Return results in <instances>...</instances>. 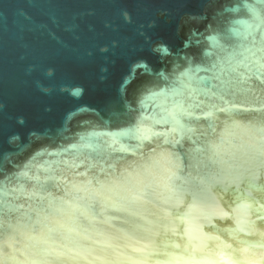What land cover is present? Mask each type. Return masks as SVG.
Listing matches in <instances>:
<instances>
[{
  "label": "water",
  "instance_id": "obj_1",
  "mask_svg": "<svg viewBox=\"0 0 264 264\" xmlns=\"http://www.w3.org/2000/svg\"><path fill=\"white\" fill-rule=\"evenodd\" d=\"M262 39L264 0H0V264H264V79H216Z\"/></svg>",
  "mask_w": 264,
  "mask_h": 264
},
{
  "label": "snow or ice",
  "instance_id": "obj_2",
  "mask_svg": "<svg viewBox=\"0 0 264 264\" xmlns=\"http://www.w3.org/2000/svg\"><path fill=\"white\" fill-rule=\"evenodd\" d=\"M247 55L243 56V59L239 61H235L233 63V57H229L228 61L225 63H221L219 67V71L216 75V79L220 81V84L217 86L219 88H225L230 86L233 83V79L231 78L232 73H236L241 81H247L252 77H258L264 79V39L261 40L259 47L256 46V41L253 40V46L246 49ZM240 65H243L247 70V74L238 72V68ZM229 77V78H225ZM193 80L190 77L189 82L184 85L185 88L189 89V94L191 95L194 92L199 91L198 87H193ZM188 113L186 109L183 107V102L178 101L174 110L169 113V115L176 119L178 115H183ZM177 122H179L177 120Z\"/></svg>",
  "mask_w": 264,
  "mask_h": 264
}]
</instances>
